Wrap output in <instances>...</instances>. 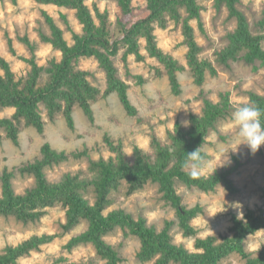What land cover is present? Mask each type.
Segmentation results:
<instances>
[{
	"label": "trees",
	"instance_id": "1",
	"mask_svg": "<svg viewBox=\"0 0 264 264\" xmlns=\"http://www.w3.org/2000/svg\"><path fill=\"white\" fill-rule=\"evenodd\" d=\"M35 1L74 10L82 25V33H74V43L69 44L55 19L44 12L51 36L43 35V40L54 51L60 52L61 58L52 57L46 65H39L35 58L26 59L30 69L18 77L10 63L0 57V108L15 109L11 117H0V130L15 144L25 127H34L39 132L44 130L45 117L41 105L51 120L62 115L67 125L73 129L75 109H82L90 120H94L93 103L101 96L117 93L127 114L136 116L138 110L128 96L129 85L120 78L113 59L122 45L127 46L125 58L128 54H134L141 61L145 56L140 51V41L144 40L149 57L164 68L173 93L180 94L178 72L186 67L158 45L156 35L157 29H166L171 22L182 24L183 43L188 48L187 67L200 86L205 83L207 74H217V65L227 66L231 61L243 59L248 64L259 62L264 66V15L256 23L257 30L254 31L246 14L238 8L240 0H214L217 8L226 7L230 17L237 21L235 30L228 34L227 46L216 53L215 61L200 57L202 47L196 39L192 24L196 20L201 25V0H148L149 14L133 21L124 29L123 38L112 43L107 17L97 10V22L87 0ZM115 1L124 16L131 17L133 0ZM83 57L95 58L105 72L107 89L104 93L92 84L89 72L78 67V62ZM162 73L157 68V75ZM248 104L258 107L264 113V94L250 92ZM229 110V93L221 94L219 102L204 98L201 114H192L187 126L177 123L173 129L167 130L165 139L151 129L149 150L136 146L131 159L125 153L122 143L115 142L107 134L103 140L112 153L109 158L90 160L86 172L67 174L57 183L48 180L46 170L71 157H89L88 149L68 153L54 149L50 143H44L41 158L19 168L21 175L35 179L33 188L19 194L12 182L14 171L5 170L0 176V216H12L22 222H32L42 218L48 207L62 205L66 209V230L74 229L83 222L88 223L87 230L73 237L69 247L90 243L95 247L97 256L106 261V264H118L121 260L117 250L105 240V236L117 228L122 229L125 235L140 239L141 248L137 256L143 263L223 264L226 259L238 254L246 261L245 264H264V249L257 257H252L245 248L247 237L264 229V202L256 208L248 207L242 217L233 214L228 234L196 237L195 252L173 242L170 222L163 230L158 231L154 226H149L146 219H136L122 209L107 212L114 204V196L123 190L126 196H130L144 189L147 184L156 183L164 200L177 209L178 225L183 234L187 237L196 236L198 231L192 225V220L201 212V208H188L182 204L177 182L204 192H211L220 184L231 193L238 192L231 179L233 168L192 178L183 167L187 152L199 147L204 159L208 158L203 149L204 143L217 121L225 117ZM261 122L264 124V116ZM1 138L0 133V140ZM90 194L95 196L94 203L88 199ZM45 242V236H33L16 246H7L0 254V264H16L19 258L38 250Z\"/></svg>",
	"mask_w": 264,
	"mask_h": 264
},
{
	"label": "rangeland",
	"instance_id": "2",
	"mask_svg": "<svg viewBox=\"0 0 264 264\" xmlns=\"http://www.w3.org/2000/svg\"><path fill=\"white\" fill-rule=\"evenodd\" d=\"M200 3L201 25L196 20L192 23L196 39L202 47L200 57L215 61L216 53L227 46L228 34L235 30L237 21L230 17L226 7L217 8L214 0H201ZM87 4L97 22V10L107 17L111 43L119 42L124 36V29L133 21L149 14L148 0H133V14L129 18L124 16L115 0H87ZM238 8L246 14L251 28L256 31V23L264 15V0H240ZM44 12L55 19L69 44L74 43V33H82V25L74 10L35 0H0V57L10 63L18 77L30 69L26 59L35 58L39 65H46L52 57L61 58V53L54 51L43 40V35L51 36ZM156 35L158 45L186 67L178 72L180 94L173 93L164 68L149 57L144 40L140 41V51L145 56L141 61L134 54H128L125 58L127 46L122 45L113 59L120 78L129 85L128 96L138 114H127L117 93H111L101 96L93 103L94 120H90L82 109H75L74 128L71 129L62 115L51 120L41 105L45 117L42 132L31 126L25 127L15 144L0 130V176L5 170L14 171L12 182L19 194L33 188L35 179L21 175L19 168L41 158L44 143H50L58 151L69 153L88 149L89 153V157H71L68 161L48 168L46 175L50 182L57 183L67 174L86 172L90 160L107 159L112 155L103 140L107 134L115 142L122 143L125 153L131 159L136 146L149 150L151 129L165 139L167 130L173 129L177 123L187 126L192 114H201L204 98L219 102L221 94L229 93L230 110L217 121L204 143L203 149L208 158L207 167L201 174L209 175L233 168L231 179L238 192L231 193L222 184L211 192H204L177 182L182 204L188 208H201V212L192 220V225L198 231L196 236L187 237L183 234L178 225L177 209L164 200L156 183H149L130 196H126L123 190L114 196V204L107 210L122 209L136 219L144 218L149 226H154L158 231L163 230L170 222L173 242L195 252L196 237L228 234L233 214L242 217L248 207L263 205L264 146L254 155L245 145L237 149L235 137L238 129L231 122V114L237 107L249 103L250 92L264 94V66L259 62L248 64L243 59L231 61L227 66L217 65V74H207L205 83L200 86L187 67L188 48L183 43L182 24L171 22L166 29H157ZM78 67L88 71L92 84L101 89L102 93L105 92L106 74L95 58H80ZM157 68L163 71L162 75H157ZM14 111V108H0V117H11ZM225 154L230 158V163L222 165ZM88 199L94 203V194H90ZM65 224L66 209L62 205L48 207L42 218L32 222H22L12 216H0V254L7 246H16L33 236H45L47 242L38 250L19 258L16 264H106V261L97 256L95 247L90 243L69 247L73 237L87 230V222L71 230H66ZM105 240L117 250L121 259L118 264H154L153 261L143 263L139 260L137 254L141 242L137 236L125 235L122 229L117 228L105 236ZM245 248L252 257H257L264 249V229L248 236ZM245 262L240 255L234 254L223 264Z\"/></svg>",
	"mask_w": 264,
	"mask_h": 264
},
{
	"label": "clouds",
	"instance_id": "3",
	"mask_svg": "<svg viewBox=\"0 0 264 264\" xmlns=\"http://www.w3.org/2000/svg\"><path fill=\"white\" fill-rule=\"evenodd\" d=\"M262 116H264V113L258 107L250 104L239 106L232 112L231 122L238 129L235 137V140L238 142L237 149L239 146L245 145L254 155L260 150L261 146H264ZM199 148L195 151L187 152V156L183 162V167L188 170V175L192 178H197L207 167V161L200 154ZM226 154L222 165L230 163V158Z\"/></svg>",
	"mask_w": 264,
	"mask_h": 264
}]
</instances>
